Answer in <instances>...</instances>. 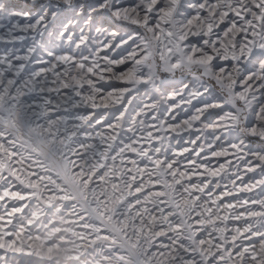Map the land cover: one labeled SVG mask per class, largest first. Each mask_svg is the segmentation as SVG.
I'll return each mask as SVG.
<instances>
[{"label": "snow or ice", "instance_id": "snow-or-ice-1", "mask_svg": "<svg viewBox=\"0 0 264 264\" xmlns=\"http://www.w3.org/2000/svg\"><path fill=\"white\" fill-rule=\"evenodd\" d=\"M0 264H264V0H0Z\"/></svg>", "mask_w": 264, "mask_h": 264}]
</instances>
